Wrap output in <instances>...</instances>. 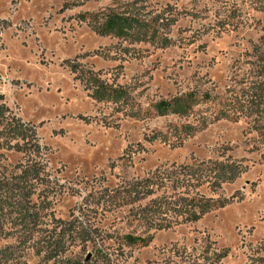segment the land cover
Returning a JSON list of instances; mask_svg holds the SVG:
<instances>
[{"label":"rangeland","instance_id":"1","mask_svg":"<svg viewBox=\"0 0 264 264\" xmlns=\"http://www.w3.org/2000/svg\"><path fill=\"white\" fill-rule=\"evenodd\" d=\"M0 105L13 264H264V0H0Z\"/></svg>","mask_w":264,"mask_h":264},{"label":"trees","instance_id":"2","mask_svg":"<svg viewBox=\"0 0 264 264\" xmlns=\"http://www.w3.org/2000/svg\"><path fill=\"white\" fill-rule=\"evenodd\" d=\"M120 23L130 24V22H128V21L127 22L121 21ZM108 24L109 25L105 29H101V30H103L102 32L104 33V35H111L113 29L116 26L115 20L113 22L110 21ZM99 32H100V30H99ZM182 104H183L182 100L177 102V106H179L177 108L178 110L181 108L180 106H182ZM7 109L8 108L6 106L0 105V126L2 127V129H4L0 132V137L1 136L3 137L4 135L8 136L11 134L12 136H16L17 138L26 139V137L28 136V133H29L32 135L33 138H36V131L34 130V128L30 127L27 124H23L22 123L23 121L20 118L16 119V118H13L10 116H6ZM21 127L25 128L24 131H22V130L20 131ZM6 131H8V132L4 133ZM0 147H1V145H0ZM229 167L232 168L231 165H225V167H221L218 170V175L220 176V179L224 180L225 182L233 181L236 178V176L240 173L239 169H233L232 168L231 170H228ZM25 176H26V173L23 174V179H25ZM1 193H2V195H0V213H1V215H4L5 214L4 211L6 210V205L4 202H6V200L8 199V197H6V196H9V193H7V191L5 189H2ZM21 195L23 196V193H21ZM3 198H6L4 202H3V200H4ZM15 207H17L20 210V213H19V215H20L19 222L20 223L19 224H21V229H23V228L25 229V227H26L25 226L26 225L25 224V218L26 217L31 218V217L35 216V213H32L31 208H29V209L26 208L24 206V204L21 203L20 201L17 202ZM24 212H26V213H24ZM204 212H206V211L204 210ZM4 226H5L4 221L1 219L0 220V232H2V229L4 228ZM3 230H5V229H3ZM63 230L64 231H62V234L60 235V237L55 240V245L53 248L54 251H60L61 249L67 247V245H66L67 239H66V234H65L66 229H63ZM7 238H9L8 237V231L6 232V239ZM22 238H23V240H21L20 243H22L24 241V236ZM127 238H128L127 242H129L131 244H140V243L146 244L148 242L147 239H143L140 237L136 238V237L128 236ZM15 255H17V252L14 250V248H11V246L6 247L5 249H1L0 250V264H13V261L15 259ZM57 255H58V253H57Z\"/></svg>","mask_w":264,"mask_h":264}]
</instances>
